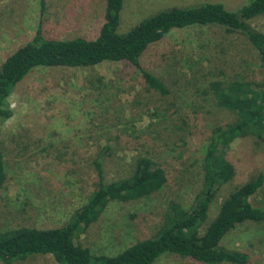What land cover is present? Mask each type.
Masks as SVG:
<instances>
[{
    "label": "rangeland",
    "instance_id": "1",
    "mask_svg": "<svg viewBox=\"0 0 264 264\" xmlns=\"http://www.w3.org/2000/svg\"><path fill=\"white\" fill-rule=\"evenodd\" d=\"M221 1L235 8L244 0H124L118 31L151 13L200 2ZM105 0H0V64L30 41L39 27L47 38H94L103 22ZM264 32V14L249 21ZM141 67L156 75L162 95L131 63L103 61L88 67L34 68L8 97L12 116L0 122L4 179L0 183V230L63 225L94 190L93 159L102 155L105 181L129 176L138 155L166 174L160 190L146 198L110 201L75 242L94 253L116 254L151 237L162 224L169 201L190 207L202 188L204 148L230 114L207 92L208 82L234 74L262 80L257 51L238 32L213 25L172 29L140 56ZM223 156L231 177L214 185L208 217L220 201L258 174L262 185L249 197L264 207V146L237 138ZM264 217L237 225L220 242L264 264ZM0 264H2L0 262ZM10 264H58L37 254ZM154 264H201L177 254Z\"/></svg>",
    "mask_w": 264,
    "mask_h": 264
},
{
    "label": "trees",
    "instance_id": "2",
    "mask_svg": "<svg viewBox=\"0 0 264 264\" xmlns=\"http://www.w3.org/2000/svg\"><path fill=\"white\" fill-rule=\"evenodd\" d=\"M123 2L105 0L103 22L94 38H47L38 27L30 41L6 56L0 64V122L12 116L8 97L15 85L39 66L88 67L103 61H125L139 69L151 88L166 95L165 84L144 70L139 58L151 44L172 29L213 25L228 33H241L257 51L264 71V32L249 23L252 18L264 14V0H244L235 8H227L221 1L165 8L120 32L118 26ZM206 88L213 102L230 116L222 126L214 129L204 148L203 185L190 207L169 201L163 222L156 232L116 254L94 253L80 246L75 239L99 218L110 201L146 198L166 182L164 170L142 155L136 157L129 176L107 182L102 155L99 154L92 161L95 188L86 202L59 227L0 230V262L10 264L42 254L51 255L58 264H154L161 255L173 253L201 264H255L246 252L228 250L220 242L237 225L264 217V207L256 209L249 200L263 183L261 174L225 195L203 232L200 228L208 217L214 185L231 177L232 166L223 156L222 149L237 138L247 137L264 146V79H247L234 74L211 80ZM3 179L4 160L0 149V183Z\"/></svg>",
    "mask_w": 264,
    "mask_h": 264
}]
</instances>
